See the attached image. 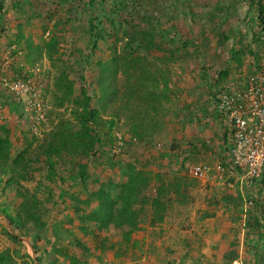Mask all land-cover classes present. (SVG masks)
<instances>
[{
  "label": "rangeland",
  "instance_id": "obj_1",
  "mask_svg": "<svg viewBox=\"0 0 264 264\" xmlns=\"http://www.w3.org/2000/svg\"><path fill=\"white\" fill-rule=\"evenodd\" d=\"M89 1L0 0V80L39 67L47 112L44 121L32 119L0 83V217L22 224H0V251L10 247L16 264H40L52 244L47 218H61L53 238H70L67 249L78 246L80 253L78 234H69L73 227L126 236L130 225L91 221L103 194L119 201L133 181L142 185L135 217L145 219L133 233L181 232L192 264H259L264 227L244 220L243 196L229 185L234 179L216 177L228 154L216 90L242 87L264 63L257 0ZM82 85L99 112L97 123L79 148L54 156L49 179L46 143L68 127L84 130ZM194 163L213 165L211 178L192 177ZM158 194L167 208L152 226L154 208L141 200ZM251 194L263 197L264 190ZM27 203L44 228L28 215ZM249 213L263 218L259 207ZM12 233L20 239L13 241Z\"/></svg>",
  "mask_w": 264,
  "mask_h": 264
},
{
  "label": "built area",
  "instance_id": "obj_2",
  "mask_svg": "<svg viewBox=\"0 0 264 264\" xmlns=\"http://www.w3.org/2000/svg\"><path fill=\"white\" fill-rule=\"evenodd\" d=\"M40 70L34 67L31 74L27 70L14 79L3 77L0 80L1 85L19 99L25 113L38 122L44 121L47 113ZM216 101L228 126V154L218 164V173L226 178L238 177L244 220H247L258 197L251 193L256 187L264 190V63L248 75L242 87L221 84L216 90ZM214 171L215 167L209 163L188 166L189 174L201 180L210 179Z\"/></svg>",
  "mask_w": 264,
  "mask_h": 264
},
{
  "label": "crops",
  "instance_id": "obj_3",
  "mask_svg": "<svg viewBox=\"0 0 264 264\" xmlns=\"http://www.w3.org/2000/svg\"><path fill=\"white\" fill-rule=\"evenodd\" d=\"M218 175L216 177L223 182L230 179ZM232 179H234V183H229V185L236 184L238 186V177H232ZM226 184L228 186V182ZM60 220L61 218H47V221L53 226L50 227V231L46 226L45 232L47 241L52 244L51 247L45 248L44 254L40 253L42 257L39 260L40 264H168L170 261L174 263V259L177 260L175 264H192L193 261V254L189 249L187 239H183L186 235L178 231H171L169 228L159 227H154L157 229L156 231H148L145 234L143 229L132 232L129 238L123 234L112 237L111 233H105L99 229L96 231L93 227L90 229L82 227L80 230L73 227L69 234L70 237L78 234L81 253L76 251L78 246H75L73 250H71L72 246L67 249L68 243L65 239L69 241L70 238L64 239L59 234L58 237L53 238V232L58 233L55 225L60 223ZM2 222H5L3 226L11 225L6 217H0V224ZM91 223L96 227L98 222L91 221ZM76 224L78 223L76 222ZM162 229L163 231H161ZM73 238L75 236H72V240Z\"/></svg>",
  "mask_w": 264,
  "mask_h": 264
},
{
  "label": "trees",
  "instance_id": "obj_4",
  "mask_svg": "<svg viewBox=\"0 0 264 264\" xmlns=\"http://www.w3.org/2000/svg\"><path fill=\"white\" fill-rule=\"evenodd\" d=\"M94 2L95 0H90L89 4L93 5ZM257 18L263 26L264 31V4L262 3V0H257ZM100 36L102 35L100 34ZM81 99L82 111L79 114V120L84 130L82 132H75L72 131L70 127H68V130H65L66 133L64 131H57L52 135L51 140H49L45 145V154L47 156L48 164L47 178L49 179H52V177L55 175V161L53 159L54 156L56 154H59L63 150L70 152L72 150V146L79 148L81 146V142L84 141L83 137L85 138V132L89 131L91 124L95 125L97 123L99 112L97 109L92 108V98L89 96L88 91L84 85L81 86ZM90 141L93 142V140ZM0 142H2V140H0ZM85 153H87V151H85ZM84 176V173H81V177L84 178ZM185 182L186 181H184V183ZM137 184L138 183L133 181H129L128 183H126L121 191L119 201L115 200L110 194H103L101 197L99 209L94 213L93 219L96 222H99L101 226H109L113 224L114 226L121 227L130 225L131 230L126 235V237L129 238L131 233L139 228L142 220H145L143 217H141V219H136L135 217L136 211L134 209V206L138 203L140 197L139 194L142 191V185L139 187ZM144 186L145 183L143 182V187ZM19 194H21L25 198V200L28 201L29 196L26 194V192L20 190ZM32 197L34 198V195H32ZM141 201V205L143 207L145 204L150 203V205L154 208V213L149 220L152 226L164 220L165 209L167 207L166 203L163 201L162 194H158L152 199L144 197ZM255 201L256 207L260 208V213L263 214L264 218V196H258ZM25 206L28 215L35 219L37 227L39 229L44 228L46 225L45 222L39 215L31 210L30 203H27ZM256 216L249 213L247 224L248 226L252 225L256 229L261 230L264 227V219H257ZM6 218L11 225L16 224V222L18 223L16 217L14 218L7 215ZM20 226L22 228V224L18 223L17 227L20 228ZM10 236L13 241L20 239V237L14 233H12ZM256 254L258 263H264V257L262 255H258V253ZM0 264H16L14 252L10 247L0 251Z\"/></svg>",
  "mask_w": 264,
  "mask_h": 264
}]
</instances>
